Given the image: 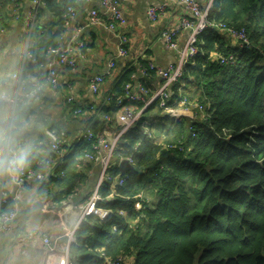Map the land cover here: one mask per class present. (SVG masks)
I'll return each instance as SVG.
<instances>
[{"label": "trees", "instance_id": "obj_1", "mask_svg": "<svg viewBox=\"0 0 264 264\" xmlns=\"http://www.w3.org/2000/svg\"><path fill=\"white\" fill-rule=\"evenodd\" d=\"M40 2L32 43L26 47L27 34L16 43L10 62L1 67L4 83L19 74L25 52L39 67L59 47L57 28L65 23V12L56 0ZM5 8L6 4L0 34L3 29L7 34L15 21L13 15L14 21L9 22L7 14L4 18ZM46 13L56 18L51 25L43 23ZM210 17L215 27L198 45L204 55L190 60L181 81L170 89L176 99L185 84L188 102L203 106L204 117L189 126L183 118L160 143H151L144 134L148 114L164 111L156 101L142 113L120 141L116 163L108 171L113 178L121 177L118 162L132 157L134 169L128 180L119 186L112 178L99 190L96 206L112 212V217L105 222L90 215L80 223L70 246V264H106L117 258L127 262L131 257L130 264H264V0H214ZM220 24L245 29L249 44L242 49L226 47L225 36L230 37L217 28ZM231 53L237 55L235 65L222 66L215 57ZM28 64L24 69L31 67L33 75ZM134 73L132 68L122 74L114 95L102 107L104 118L118 112V100ZM146 87L150 98L154 92ZM2 102L0 114L7 111L10 126L11 108ZM143 104L133 102L131 107L139 112ZM23 106L17 108L18 119L29 115ZM77 141L83 142L79 156L93 151L92 142ZM78 163L77 156L70 170L63 161L54 169L55 177L64 173L57 178L63 187L73 183ZM136 203H141V211ZM11 208L9 203L6 209Z\"/></svg>", "mask_w": 264, "mask_h": 264}, {"label": "crops", "instance_id": "obj_2", "mask_svg": "<svg viewBox=\"0 0 264 264\" xmlns=\"http://www.w3.org/2000/svg\"><path fill=\"white\" fill-rule=\"evenodd\" d=\"M198 1L204 7L210 0ZM161 3V0H132L121 3L119 8L125 23L112 30L107 26L108 18L104 14L102 0L83 3H76L75 0H56V4L65 13L70 5L76 7L75 18L57 28L60 31L58 45L63 50L73 49L71 59L75 65L71 68L69 65L60 64L58 57L49 52L47 63L41 64L47 67L40 69V65L38 67L31 63L35 61L34 58L27 59L28 53L25 52L23 65L29 63L28 65L33 66V75L29 70L31 67L25 68V79L28 82L34 81L40 78L42 73L48 74L52 69L59 75V87L54 91L49 84L44 83L47 87L40 94L19 105L28 108V116L18 119L17 106L12 127L8 124L7 111L3 116L0 114V199H8L11 207L17 212L11 231H0V264H70V246L73 240L69 238L71 235L74 237V231L82 221V208L90 203L102 172L100 164L87 160L84 155L79 156L84 150L83 142L77 140L82 136L81 141H87L85 134L90 130L97 139L111 138L121 130L117 120L118 113L108 116L111 117L108 120L104 118L102 107L107 105V101L114 95L115 86L124 72L135 68L131 77L135 81L133 84L129 83L132 85L130 95L139 96L142 87L148 85L151 91L157 92L163 84L162 80L153 74L147 77L144 74L145 67L151 63L167 69L179 61V52L168 47L163 34L180 26L182 19L187 15L186 9L179 0H168L165 15L152 22L148 15L149 9ZM5 4L4 18L7 14L10 22L15 11L20 14V18L16 19L14 16L15 21L9 25L7 34L5 29L4 33L1 30L0 75L1 67L11 60L16 43L27 34L26 24L35 10L31 0H0V13ZM94 10L100 13L102 24H90ZM55 21L54 16L46 13L43 23L51 25ZM189 35L190 32L185 31L176 39L179 47L184 46ZM122 36L128 39L125 46L128 53L125 57L120 55ZM225 39L226 47H237L236 41L226 36ZM32 40L26 38L27 48ZM77 42L84 43L85 48L77 49ZM113 62L116 64L115 68H111ZM50 65L52 67H49ZM98 75H106V81L101 86L100 93L94 94L89 89L90 82ZM171 94L170 103L178 101L180 95L186 96L185 89L179 90L176 99H173V93ZM121 98H126V88L124 96L119 99ZM126 103L132 105L133 101L128 99ZM2 104L0 100V112ZM174 108L179 111L181 117L178 121L165 112L159 113L158 109L150 111L146 123L153 124L154 131L149 142L160 143L165 135H169L174 122L186 118L184 121L189 126L192 120L194 122L199 117H204L193 108V112L184 110L178 104ZM75 111L81 113L77 114ZM113 122L114 125L111 126L110 123ZM47 130L66 133L64 156L55 157L50 141L46 138ZM21 145H25V148L22 149ZM21 154L27 156L28 168H33L37 160L52 162V166L47 167L48 177L45 182L29 181L25 186L19 185L18 176L11 171L8 162ZM77 156L79 163L75 166V179L68 188L63 187L62 180L57 179L60 175L53 176L54 169L63 161V164H69L67 169L70 170L71 162ZM63 175L64 173L60 177H64ZM145 196L151 203L149 193ZM139 206H136L137 210H140ZM92 215L108 222L112 212L99 209ZM46 236L51 240V247L43 242ZM131 260L134 261L132 257Z\"/></svg>", "mask_w": 264, "mask_h": 264}, {"label": "built area", "instance_id": "obj_3", "mask_svg": "<svg viewBox=\"0 0 264 264\" xmlns=\"http://www.w3.org/2000/svg\"><path fill=\"white\" fill-rule=\"evenodd\" d=\"M76 3H83V2H89L90 0H75ZM132 0H102V6L104 8V14L107 16L108 21L110 22H119L124 24L125 19L124 16L121 13V10L119 8V5L121 3H127ZM162 3L156 6H152L149 9L148 15L150 20L156 21L161 16H163L166 12L167 5L166 1L168 0H161ZM32 3L34 5V13L31 16V18L27 21L26 29H27V39L29 40L31 38V33L34 29L36 18L34 17V14L38 11V7L41 5L40 0H32ZM179 3L186 9V17H184L181 21L180 26L176 30H171L169 32H166L163 34V38L166 41L168 47L170 49H173L175 51L179 52V61L177 64L170 65L167 67V69H163L160 67L155 66L154 64H149L144 69V74L149 75L153 74L157 77H159L163 84L162 87L157 91L154 92L153 95L150 98H147V95L149 96L150 91L148 88H141V94L139 96H131L130 95V89L132 87L131 84L127 85L126 87V98H121L118 100V106L120 107L117 116L118 123L121 125V130L115 134V136L107 139H97L93 131H88L85 134V138L88 139L90 142L93 143V151L91 154H86L85 158L89 161H94L100 164L102 172H101V179L99 182V187L101 184H104L105 181L112 180L113 177L109 176L108 171L111 169L113 162L115 159V152L119 146L120 141L127 135L129 131H131L139 122L140 117L144 110L137 112L131 107V104L127 105V100L130 99L133 102H141L144 104H147L148 100H151L148 105L153 101H158L160 104V108L170 115L171 117L176 118V120H180L179 111L174 108L176 104H178L180 107H182L186 111H191V108L188 107V99L187 96L180 95L178 101L173 102L170 104V100L172 97V94L170 92L171 87L177 85L184 73V69L187 65V63L190 60L195 59L196 57L203 56L204 53H201L199 50V40L200 38L210 29H213L215 27V23L213 19L210 17V10L212 8V1L206 5L205 7H202L198 0H179ZM14 16L16 19H19L20 14L15 11ZM76 16V7L70 6L67 9V13L65 14L64 21L65 24L69 23V21ZM1 21V19H0ZM90 24L92 25H99L102 24V18L100 13L97 10L92 11L91 18H90ZM112 30H115L114 25H110L109 27ZM219 30L226 33L232 40L236 41L239 48H244L245 45L249 44L248 41V34L245 29L236 30L233 28H228L223 24H220L217 26ZM189 31L190 35L188 37L187 42L183 47L178 46L177 38L180 36L183 32ZM4 33V31H3ZM128 39L126 36L121 37V49H120V55L122 57L127 56L128 51L126 50ZM85 47V44L82 42L76 43V48L79 50H82V47ZM50 53H54L58 57V61L62 65H69L71 68H74V61L71 59V55L73 54V49H61V47H58L55 50H51ZM217 60L220 62L222 66H230L235 65L238 61L237 55L235 53H231L227 56H215ZM27 59L32 60L33 56L31 54L27 55ZM115 63L113 62L111 64V68L115 67ZM194 65V64H193ZM25 65L22 66L21 70L19 71L18 75H11L9 77L10 80H8L6 83L3 82L4 75H1L0 78V84L2 83V88H5L1 92V97L3 100H6L14 106L11 112V127L12 122L15 120V109L17 108V104L25 103L30 97H33L37 92H40L44 90L45 86L44 83L49 84L54 91H57L59 87V75L56 71L50 70L48 74L42 73L40 78L36 80H32L31 82H28L24 77V69ZM45 65H40V69L46 68ZM49 67H52L50 65ZM134 78V77H133ZM106 81V75L97 76L91 80L90 85V91L94 94H98L101 91V86ZM186 87L185 84H182L180 90H184ZM21 94V95H20ZM25 95L24 100L20 99V96ZM19 104V105H20ZM18 105V106H19ZM16 106V107H15ZM150 107V106H148ZM147 107V108H148ZM197 107L200 111H204L203 106H200L197 104ZM194 110V109H193ZM77 114H80L81 111H75ZM194 114L192 115V117ZM108 117V116H107ZM109 120V119H108ZM144 134L146 136V139L149 140L152 138V132L153 130V124L145 123L144 124ZM190 130L192 132L193 137H196V131L193 126L190 127ZM46 138L50 141L51 149L54 152L55 156L58 157L64 156V147L67 140V135L63 131H56L52 130L46 131ZM167 148H171L168 146ZM127 160L129 164L133 165L134 160L132 157L130 158H122L120 161ZM12 161V160H11ZM9 161V167L11 171L18 176V182L19 185L25 186L29 181H39V182H45L48 174H47V167L52 166L51 161L42 162L41 160H37L36 164L33 168H28L26 164L22 167H15L13 166ZM37 167V169H36ZM114 184L123 186L125 181L128 180V177L125 175L124 177L119 178H113ZM101 200V196H99L97 193L91 197L90 203L85 205L82 208V221L92 215L96 214L99 209L97 208V203ZM9 200L8 199H0V231L2 232H9L13 228V223L16 219L17 212L15 209H6V206L8 205ZM136 206L140 205L139 208L141 211L143 209L141 203H136ZM103 218V217H102ZM105 220V219H103ZM81 221V222H82ZM78 229V228H77ZM70 240L74 241L73 235L70 236ZM43 242L46 246L51 247L52 243L50 238H43ZM106 264H127L126 259L124 258H117V259H108L106 261Z\"/></svg>", "mask_w": 264, "mask_h": 264}, {"label": "bare ground", "instance_id": "obj_4", "mask_svg": "<svg viewBox=\"0 0 264 264\" xmlns=\"http://www.w3.org/2000/svg\"><path fill=\"white\" fill-rule=\"evenodd\" d=\"M32 1V0H31ZM212 1V5H213V2H214V0H210L209 1V3ZM208 3V4H209ZM207 4V5H208ZM73 6V5H72ZM70 7V6H69ZM74 7V6H73ZM68 9V8H67ZM122 13V12H121ZM66 14V13H65ZM36 15H37V12L34 14V17L36 18ZM165 15V14H164ZM20 17V16H19ZM162 17V16H161ZM125 19V18H124ZM150 19V18H149ZM159 20V19H158ZM158 20H156V21H158ZM152 22H156V21H153V20H151ZM122 23H119V22H110V20L108 21V24H107V26L108 27H110V25H114V27H115V29L117 28V27H119L120 25H121ZM233 29H235V28H233ZM237 30V29H236ZM3 32V31H2ZM167 32H169V31H167ZM166 33V32H165ZM179 37V36H178ZM27 38V37H26ZM28 40V39H27ZM187 40H188V38H187ZM187 40L185 41V43L187 42ZM185 45V44H184ZM200 50V49H199ZM25 59H26V54H25ZM115 67H116V65H115ZM114 67V68H115ZM13 76H15V75H13ZM98 76H102V75H98ZM147 77H148V74L146 75ZM95 77H97V76H95ZM94 77V78H95ZM0 78H1V75H0ZM134 81L135 80H132V82H131V84H133L134 83ZM90 89V88H89ZM4 89L2 88L1 90H0V99L2 100V101H4V102H6L9 106H10V108H11V110L14 108V106L12 105V103H10V102H8V101H6V100H3L2 99V97H1V92L3 91ZM43 91V90H42ZM42 91H40V92H37L35 95H38V94H40ZM21 95V94H20ZM34 95V96H35ZM24 98H25V95H22V96H20V99L21 100H24ZM70 101H72V100H70ZM151 100H148V102H147V104H143V110L144 109H146L148 106H152L154 103H155V101H153V102H151L149 105H148V103L150 102ZM22 101H20V103H21ZM20 103H18L16 106H18ZM15 106V107H16ZM195 106H197V104H195V103H193V102H190L189 104H188V107H190V108H193L196 112H198V113H200V114H204V111L202 110V111H200L197 107H195ZM107 119H111V117H107ZM9 123H10V125H11V118H10V113H9ZM204 122V121H203ZM175 123V122H174ZM136 125V124H135ZM49 131H52V130H49ZM190 131V130H189ZM191 132V131H190ZM82 139V136L78 139V140H81ZM86 139V138H85ZM87 141H89L88 139H86ZM149 142V141H148ZM21 148L22 149H24L25 148V145H21ZM182 151L184 150V147H181L180 148ZM55 157H58L57 155L55 156ZM28 164V163H27ZM26 164V165H27ZM36 169H37V167H36ZM129 173L130 172H127L126 173V176L127 177H129L128 175H129ZM100 179H101V177H100ZM100 179H99V181H98V183H97V186H96V189H95V193L91 196V197H93L96 193L99 195V190H100V188H101V186L103 185V184H101L100 185V187H99V182H100ZM9 203L10 202H8V205H9ZM121 214L122 215H124L125 213L124 212H121ZM77 231V229L74 231V232H76ZM44 238H49V237H44Z\"/></svg>", "mask_w": 264, "mask_h": 264}, {"label": "water", "instance_id": "obj_5", "mask_svg": "<svg viewBox=\"0 0 264 264\" xmlns=\"http://www.w3.org/2000/svg\"><path fill=\"white\" fill-rule=\"evenodd\" d=\"M119 168H120V171H121L120 172L121 177H124L127 172H131L134 169V166L129 164V162L127 160H123V161L120 162Z\"/></svg>", "mask_w": 264, "mask_h": 264}, {"label": "clouds", "instance_id": "obj_6", "mask_svg": "<svg viewBox=\"0 0 264 264\" xmlns=\"http://www.w3.org/2000/svg\"><path fill=\"white\" fill-rule=\"evenodd\" d=\"M10 163L15 167H22L28 163V159L26 155L21 154L15 157Z\"/></svg>", "mask_w": 264, "mask_h": 264}, {"label": "rangeland", "instance_id": "obj_7", "mask_svg": "<svg viewBox=\"0 0 264 264\" xmlns=\"http://www.w3.org/2000/svg\"><path fill=\"white\" fill-rule=\"evenodd\" d=\"M1 14V13H0ZM85 47L83 46L82 47V49H84ZM191 110V109H190ZM136 210H137V208H136ZM137 211H139V210H137ZM132 262V260L131 259H129L128 261H127V264H130Z\"/></svg>", "mask_w": 264, "mask_h": 264}]
</instances>
